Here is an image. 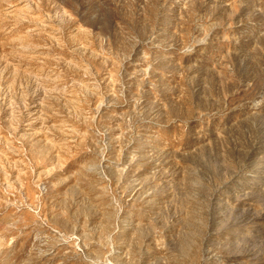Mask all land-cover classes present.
<instances>
[{
    "label": "rangeland",
    "instance_id": "374dc122",
    "mask_svg": "<svg viewBox=\"0 0 264 264\" xmlns=\"http://www.w3.org/2000/svg\"><path fill=\"white\" fill-rule=\"evenodd\" d=\"M0 264H264V0H0Z\"/></svg>",
    "mask_w": 264,
    "mask_h": 264
}]
</instances>
